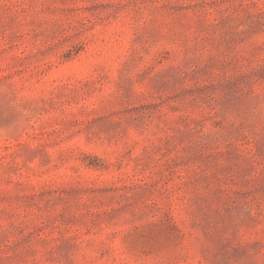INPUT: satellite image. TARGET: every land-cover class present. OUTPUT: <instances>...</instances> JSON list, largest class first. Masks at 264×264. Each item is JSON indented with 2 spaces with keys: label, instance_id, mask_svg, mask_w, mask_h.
Instances as JSON below:
<instances>
[{
  "label": "rangeland",
  "instance_id": "rangeland-1",
  "mask_svg": "<svg viewBox=\"0 0 264 264\" xmlns=\"http://www.w3.org/2000/svg\"><path fill=\"white\" fill-rule=\"evenodd\" d=\"M0 264H264V0H0Z\"/></svg>",
  "mask_w": 264,
  "mask_h": 264
}]
</instances>
